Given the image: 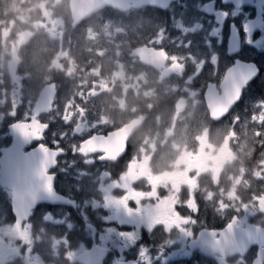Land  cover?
<instances>
[{"label":"flooded vegetation","instance_id":"af4514ba","mask_svg":"<svg viewBox=\"0 0 264 264\" xmlns=\"http://www.w3.org/2000/svg\"><path fill=\"white\" fill-rule=\"evenodd\" d=\"M70 1L41 5L45 15L51 3L62 5L65 22L52 35L68 22L67 51L57 57L72 66L33 82L19 43H32L39 6L0 0V161L32 154L24 168L0 162V264H253L257 246L242 254V244L227 241L264 229V0L110 10L118 18L151 13L160 29H144L142 39L109 30L94 50H78L76 38L106 9L74 26ZM175 12L203 16L204 32L213 28L219 42L170 41ZM232 30L238 47L229 44ZM111 50L120 63L99 60ZM237 62L246 70L235 76ZM221 85L230 99L211 102ZM56 116L78 119L64 126Z\"/></svg>","mask_w":264,"mask_h":264},{"label":"rangeland","instance_id":"374dc122","mask_svg":"<svg viewBox=\"0 0 264 264\" xmlns=\"http://www.w3.org/2000/svg\"><path fill=\"white\" fill-rule=\"evenodd\" d=\"M42 2H46V0H35L36 8L39 6L38 13L34 14V21L31 22V29H34V38H32V43H30L27 47L24 46L27 44L26 41H24L21 45V42L19 43L20 48V56H26L30 58L27 63H25L23 66L21 63L20 67L21 69L26 70L27 72H32L34 74V81H37L38 78L39 82L41 81V75H45L47 71H52L54 69H57L56 65H66V66H72L71 61H66L64 59L61 62H58V55L61 56L63 52H66V44L67 41L65 40L66 35H70L72 32L67 30L70 28V25L66 21L65 28L62 30L61 37H57L56 35H52L53 33H57L56 30H58V27H56V21L62 24L65 22L64 15H63V9L62 5H55L53 3L50 4L47 15L46 10L43 9V6L41 5ZM196 10L199 9V5L194 4ZM115 13L106 10L102 14L98 15L93 21L89 22V24L83 29L82 37H77L76 41L82 40L84 43V46L78 45V50L81 48L83 50L89 49L94 50L96 49V39H102L107 38L105 37V34H109L112 36L113 33H111L109 30L119 29V28H126L130 32L132 36L138 39H142L145 35L143 34L144 29L145 30H154V29H160L158 23L156 25H152V20H149V16H152L151 13L148 12H141L139 15L134 16H126L125 18H118L114 15ZM175 16H171V24L169 25L174 35L169 38L170 41H177L176 44H180L179 40H182V43H186L187 45L190 44L192 39H195V43H197L199 46H201L202 43L201 40L204 38L207 39L209 44H216L219 41V38L214 33L213 28L211 30L207 29V33H205V27L203 23H205V18L203 16L197 17V15H194L193 13H190L188 15H185L184 18L182 16H178L177 12H175ZM142 17H145L142 19ZM191 19V21H190ZM127 23V27H124V23ZM203 22V23H202ZM94 33L97 34H92ZM181 33V34H179ZM158 38L163 39L162 35L159 33L157 37L150 38L151 40H157ZM172 38V39H171ZM67 39H70L69 36H67ZM168 40V39H167ZM196 46V45H195ZM211 48V47H210ZM212 50V49H211ZM99 51V50H98ZM97 53H91L90 58L98 57L99 59V52ZM55 52V54H54ZM52 54H54L52 56ZM87 54V53H86ZM195 59H197L201 52L198 48L194 51ZM213 55H217V52H212ZM63 57V56H61ZM25 58V57H24ZM19 62H23V58H18ZM60 59V58H59ZM104 62H118L122 60V58L117 57L116 52L112 51L105 55V57H102ZM39 82L35 85L37 86ZM31 87V86H30ZM78 119V116H56L53 117V121H55V124H62L64 126L69 125V123L76 121ZM91 121V120H90Z\"/></svg>","mask_w":264,"mask_h":264},{"label":"water","instance_id":"95a60500","mask_svg":"<svg viewBox=\"0 0 264 264\" xmlns=\"http://www.w3.org/2000/svg\"><path fill=\"white\" fill-rule=\"evenodd\" d=\"M175 1L176 0H71L69 7H70L71 19L73 25L75 26L81 23L82 21H84L85 19L89 18L91 15L99 13L105 9H112L120 13L128 12L131 9L138 10L143 7L155 8L158 10H166L171 5V3ZM230 1L233 4H235L234 0H230ZM260 1H261L260 3L263 2V0ZM206 12L210 15H214L218 23H222V21H224L225 19L224 15L220 13H213L212 5H208L206 7ZM229 44L231 47L239 46V39L235 31L233 30L230 33ZM150 61L154 62L153 60ZM146 63L148 65L154 66L151 62H146ZM240 65L242 64H239L234 69H232L231 74H234L236 76L238 72L237 69ZM241 78H243V76ZM245 83L246 81L242 82L241 84L242 87ZM221 90H222V94L220 96L214 93L210 97L211 102H224L230 99L229 94H227V92H224L223 85H221ZM45 98H46V93L43 91L40 95L39 105L44 103ZM45 108L47 109V107ZM42 109H44V107H42ZM217 111H220L219 115L221 117L222 115L225 114L226 108L223 105H220L216 110V112ZM213 117H217V115H214ZM57 155L58 154L54 153L52 156L57 157ZM259 205L261 209L260 214L263 215V221H264V199L260 200ZM235 236H236V241L234 243H231L228 240L227 244H235V245L242 244V246L244 247V251L242 252V254H244L246 249L249 248L250 246L253 245L257 246L258 247L257 258L254 260L253 264H264V229L261 228L258 229L253 228V230L247 229L244 230L243 233L236 232Z\"/></svg>","mask_w":264,"mask_h":264},{"label":"snow or ice","instance_id":"6c2138e0","mask_svg":"<svg viewBox=\"0 0 264 264\" xmlns=\"http://www.w3.org/2000/svg\"><path fill=\"white\" fill-rule=\"evenodd\" d=\"M245 32L248 35V42L251 43L252 29L248 23L245 24ZM237 64L239 65V62H237ZM245 70H246V66H242V65H240L237 69V71H240V72H243ZM31 155H32L31 153H27L23 156L13 155V156H9L6 161H0V162H5L9 166V168H11V169L24 168V167H27L28 165H30L31 161H30L29 157ZM38 179L41 182H43L47 179L45 177V173L43 170H41L38 173ZM45 187H47V185H45Z\"/></svg>","mask_w":264,"mask_h":264}]
</instances>
